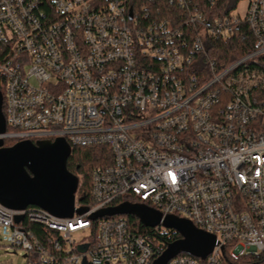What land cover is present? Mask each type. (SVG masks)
<instances>
[{
    "label": "built area",
    "instance_id": "2783aa9c",
    "mask_svg": "<svg viewBox=\"0 0 264 264\" xmlns=\"http://www.w3.org/2000/svg\"><path fill=\"white\" fill-rule=\"evenodd\" d=\"M248 1L242 18L238 5L215 13L218 0H0L4 147L63 138L111 153L81 215L0 203V227L27 264H153L172 230L93 218L125 203L216 238L207 258L169 264L264 254V0ZM244 26L253 51L221 67L212 44Z\"/></svg>",
    "mask_w": 264,
    "mask_h": 264
},
{
    "label": "water",
    "instance_id": "95a60500",
    "mask_svg": "<svg viewBox=\"0 0 264 264\" xmlns=\"http://www.w3.org/2000/svg\"><path fill=\"white\" fill-rule=\"evenodd\" d=\"M6 130L0 90V134ZM71 155L72 148L63 138L54 142L23 141L12 147H4V141L0 140V203L16 211L37 207L58 218H72L74 214L87 212L86 208L75 207L79 178L68 170ZM116 215L134 216L149 228L162 224L181 236L169 244L153 264H169L180 254L205 259L217 244L214 236L198 230L190 221L172 216L163 219L161 213L140 205L125 203L101 211L93 218ZM22 219L23 216H19L16 222ZM81 250L85 251L86 247Z\"/></svg>",
    "mask_w": 264,
    "mask_h": 264
},
{
    "label": "trees",
    "instance_id": "16d2710c",
    "mask_svg": "<svg viewBox=\"0 0 264 264\" xmlns=\"http://www.w3.org/2000/svg\"><path fill=\"white\" fill-rule=\"evenodd\" d=\"M241 0H218L217 11L220 16L227 15L231 10L237 7ZM162 8H166L164 4ZM48 11L49 7L44 6ZM168 16L178 14L176 10H164ZM169 13V14H168ZM244 35L236 34L228 41H217L210 48V56L216 59L220 66H226L237 61L254 49V37L248 30L243 27ZM264 95V94H261ZM8 146H11L7 143ZM73 163L74 171L69 168V163ZM111 163V153L105 147H74L72 155L68 159V170L79 178V188L77 192V200L80 206L88 208L93 205L92 200V173L95 169L109 165ZM130 225L138 230L144 226L140 220L134 216H126ZM35 229V227H33ZM162 242V253L167 249L169 244L181 239V236L175 231H170L164 237H158ZM229 264H264V254L248 255L237 259L228 260Z\"/></svg>",
    "mask_w": 264,
    "mask_h": 264
},
{
    "label": "rangeland",
    "instance_id": "374dc122",
    "mask_svg": "<svg viewBox=\"0 0 264 264\" xmlns=\"http://www.w3.org/2000/svg\"><path fill=\"white\" fill-rule=\"evenodd\" d=\"M249 5L248 0H241L238 4V7L234 14L236 16L244 17L246 16L247 8ZM33 85H38V83L33 80ZM3 86V92L5 90L4 85ZM135 206H139L140 204H132ZM144 206V205H140ZM146 207V206H144ZM149 209L156 211L153 208L147 207ZM186 220V219H184ZM188 221V220H187ZM75 241L77 243H81L85 240H92L87 233H77L73 236ZM10 240H11V230L6 227H0V264H27L26 258H24V253L21 251H16L14 248L10 246Z\"/></svg>",
    "mask_w": 264,
    "mask_h": 264
},
{
    "label": "flooded vegetation",
    "instance_id": "af4514ba",
    "mask_svg": "<svg viewBox=\"0 0 264 264\" xmlns=\"http://www.w3.org/2000/svg\"><path fill=\"white\" fill-rule=\"evenodd\" d=\"M69 168L71 169V171H74L73 163L72 162L69 163Z\"/></svg>",
    "mask_w": 264,
    "mask_h": 264
}]
</instances>
